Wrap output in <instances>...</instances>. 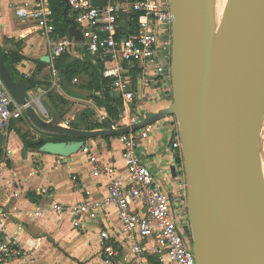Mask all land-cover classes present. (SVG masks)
Here are the masks:
<instances>
[{
	"label": "water",
	"instance_id": "95a60500",
	"mask_svg": "<svg viewBox=\"0 0 264 264\" xmlns=\"http://www.w3.org/2000/svg\"><path fill=\"white\" fill-rule=\"evenodd\" d=\"M68 35L83 40L74 18ZM173 101L118 129L66 127L50 103L51 120L33 105L30 83L15 79L0 54V75L39 130L78 137L46 141L39 151L78 153L86 139L136 131L174 115L182 143L190 233L196 264H264V169L259 121L264 111V0H228L217 30L214 0H169ZM41 60L50 62L48 55ZM5 133L0 131V147Z\"/></svg>",
	"mask_w": 264,
	"mask_h": 264
},
{
	"label": "crops",
	"instance_id": "0c3cea01",
	"mask_svg": "<svg viewBox=\"0 0 264 264\" xmlns=\"http://www.w3.org/2000/svg\"><path fill=\"white\" fill-rule=\"evenodd\" d=\"M68 17L73 18L70 9ZM75 41L76 55L69 58L84 60L90 55L84 47V41ZM0 48L22 55L23 59L15 63V68L20 74L39 81L37 87L29 90L36 101L33 105L42 110H50L49 104L53 105L54 102L62 111L56 94L63 98L64 103H70L71 110L69 107L67 112L58 111L63 120L70 122L69 127H73V122L85 111H94L95 123H105L104 126L94 129L96 130L107 128L108 121L124 122L125 119V123H130V118L135 119V122L139 121L169 107L173 101L172 91L168 90L165 97L151 83L145 90L151 95H160V99L141 104L135 109L144 89L138 70L130 68L126 77L135 91V103H132L130 112H126L123 106L121 117L109 120L106 109L97 105L90 96L92 93L99 95L100 92H93L88 88L91 81L88 73L83 72L76 76L75 84L69 90L54 85L58 70L55 67L57 58L53 57V46L37 30L32 19L17 17L8 6L7 0H0ZM46 55L51 60L48 63L41 60ZM94 57L102 61L104 69V59ZM110 86L112 93L121 98L112 86V80ZM52 89H55L56 94L51 93ZM85 106L88 108L83 109L77 117L71 116L74 109L79 107V110ZM126 113L129 114L128 117ZM100 115L107 118L101 121ZM165 122L161 119L155 123L153 132L142 141L138 153L172 196L187 197L184 165L177 159L179 151L172 148V129ZM77 129L87 130L84 127ZM28 130L33 131L30 139L33 142H38L39 139L44 141L46 138L54 141L57 135L38 130L25 112L23 117L12 122L5 134L3 146L0 147V213L8 215L0 219V231L21 250L19 257L6 264H105L103 252L107 243H121V255L115 264H130L133 251L129 242L121 241L124 237L116 207L109 205L97 208V217L94 219L88 216L78 218L69 210L58 215L48 209L54 202L71 206L85 200L100 201L109 195L110 183L116 175L123 179L128 177L119 135L85 140L91 153L97 157V161L93 163L83 149L70 157H62L41 152L39 147L25 146L23 136ZM44 188L47 189L46 193L42 191ZM37 212H41V215H36ZM75 221H80L81 225L76 226ZM104 231L108 233V238L101 237V232ZM141 241L146 250L145 264H159L158 253L155 251L156 239L150 237Z\"/></svg>",
	"mask_w": 264,
	"mask_h": 264
},
{
	"label": "built area",
	"instance_id": "2783aa9c",
	"mask_svg": "<svg viewBox=\"0 0 264 264\" xmlns=\"http://www.w3.org/2000/svg\"><path fill=\"white\" fill-rule=\"evenodd\" d=\"M67 2L77 26L81 29L87 53L104 59L103 76L112 80V86L119 92L126 112H130L136 98L135 91L126 77L130 68L138 70L144 89L135 109L141 104L157 101L161 94L166 97L168 90L174 95L171 73L174 15L169 0ZM7 3L17 17L32 19L35 22L37 30L43 33L48 43L53 46L54 58L65 53L76 55L75 39L70 38L68 34L58 36L56 33L51 0H7ZM57 74L56 71L55 86L59 85L60 78ZM151 83L157 86L160 95H151L145 90ZM24 112L25 106L15 100L0 75V131L8 133L12 122L23 117ZM128 116L126 113V117ZM106 118L105 115H100L101 121ZM162 119L172 129V148L182 155L176 117L170 115ZM125 121L116 120L111 125L118 129L135 123V119L131 118L130 123ZM155 123L119 135L128 177L123 179L116 175L110 183L109 195L106 198L92 202L85 200L71 206L54 202L48 209L58 215L69 210L78 218L88 216L94 219L97 217V208L112 205L118 211L124 237L121 241L131 244L133 258L130 264H145L146 250L141 240L150 237L157 241L155 251L158 253L159 264H196L191 233H188L190 221L187 197L172 196L138 153L142 141L153 132ZM62 125L69 127L70 122L64 120ZM82 149L88 154L91 162L97 161L90 146L84 144ZM42 191L46 193L47 189ZM7 215L0 213V219L6 218ZM36 215H41V212ZM74 224L80 226L81 222L75 221ZM21 228L20 226L19 229ZM101 237L108 238V233L101 232ZM120 244L105 245V264H115L121 255ZM20 255V248L0 231V264H6Z\"/></svg>",
	"mask_w": 264,
	"mask_h": 264
},
{
	"label": "trees",
	"instance_id": "16d2710c",
	"mask_svg": "<svg viewBox=\"0 0 264 264\" xmlns=\"http://www.w3.org/2000/svg\"><path fill=\"white\" fill-rule=\"evenodd\" d=\"M52 8L54 11V20L56 26V33L58 36H64L68 34V30L70 24L63 16V10L65 8V2L62 0H51ZM0 54L3 56L7 67L13 72L15 79H26L30 83V88H35L38 86L39 81L32 80L25 75H22L15 68V63L21 61L23 56L17 52L8 51L0 48ZM71 55L65 53L57 58L55 67L58 70L59 74V85L65 89L69 90L71 86L75 84V78L79 74L86 72L91 76V81L89 83L88 88L91 91L100 92L99 95L96 93H92L90 96L92 100L99 106H102L106 109L109 120L119 119L122 115L123 111V101L122 99L114 95L112 92V87L110 86L111 79L103 76V63L99 58L94 56L87 55L84 60L79 59H71L69 58ZM93 91V92H94ZM53 101V100H52ZM54 109L62 113L58 109V105L53 102ZM94 111H85L80 114L78 119L73 122L74 128L84 127L87 130L99 128L105 125L95 123L93 120ZM54 141H70L73 139H77L78 137L73 135L66 134H57L55 135ZM50 141L48 138L44 139V142ZM25 146L38 148L42 143L33 142V141H25ZM2 149H0V158H1ZM177 159L179 163L183 162V157L180 152L177 155ZM9 162V161H7ZM190 234V231H188Z\"/></svg>",
	"mask_w": 264,
	"mask_h": 264
},
{
	"label": "bare ground",
	"instance_id": "6f19581e",
	"mask_svg": "<svg viewBox=\"0 0 264 264\" xmlns=\"http://www.w3.org/2000/svg\"><path fill=\"white\" fill-rule=\"evenodd\" d=\"M228 0H214V16L217 30H219L222 19L225 13L226 5ZM258 137L260 146V158L264 169V111L259 121Z\"/></svg>",
	"mask_w": 264,
	"mask_h": 264
},
{
	"label": "rangeland",
	"instance_id": "374dc122",
	"mask_svg": "<svg viewBox=\"0 0 264 264\" xmlns=\"http://www.w3.org/2000/svg\"><path fill=\"white\" fill-rule=\"evenodd\" d=\"M51 93H54V94H56V92H55V89H52L51 90ZM55 97H57V101H59V106H60V108L62 109V111L63 112H67L69 109V107H70V110H71V105H69L70 103H64L63 102V98L58 94H56L55 95ZM34 98V97H33ZM34 100V99H33ZM79 108V107H78ZM78 108H76V109H74L73 111H72V114H71V116L72 117H77L80 113H81V111L83 110V109H86V108H88V107H84V108H80L79 110H78ZM42 110V109H41ZM43 112V117L46 119V120H51V118H52V114H50L51 112H50V110H47L46 109V111H42ZM39 130V129H38ZM32 132L33 131H31V130H28V131H26V132H24V135L25 136H23V138H24V140L25 141H30V139H31V137H33V135H32Z\"/></svg>",
	"mask_w": 264,
	"mask_h": 264
}]
</instances>
